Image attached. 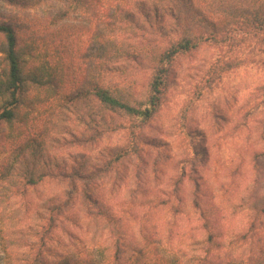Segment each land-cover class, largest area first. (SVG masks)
<instances>
[{
	"label": "rangeland",
	"instance_id": "obj_1",
	"mask_svg": "<svg viewBox=\"0 0 264 264\" xmlns=\"http://www.w3.org/2000/svg\"><path fill=\"white\" fill-rule=\"evenodd\" d=\"M137 1L59 0L65 7L55 20L64 22L65 46L79 52L87 74L71 91L44 93L27 106L25 121L14 126L28 139L22 145L15 141L16 133L0 123V178L29 140L41 145V162L56 176L26 193L0 189L6 194L0 198L3 258L28 252V243L4 247L2 241L32 240V230L41 224L37 213H43L47 202L66 203L63 219L74 234L62 235L68 253H83L96 242L110 244V231L99 229L89 217L96 200L120 220L135 244L151 238L166 248L186 244V236L198 234L195 194L209 206L225 238L244 226L247 206L264 204V47L252 31L238 35L233 48L229 40L208 41L176 57L161 105L147 122L111 112L92 95L99 84L119 88L137 106L148 100L158 68L153 57L168 49L177 35L168 26L171 22L164 38L136 31L121 15H129L126 11L134 10ZM34 2L0 0V18L26 19L34 14ZM137 17L146 26L145 19ZM110 44L126 57L114 60ZM80 93L90 94L72 102ZM123 147L139 155L119 162L109 158L114 166L106 171L108 154ZM77 174L80 177H71Z\"/></svg>",
	"mask_w": 264,
	"mask_h": 264
},
{
	"label": "trees",
	"instance_id": "obj_2",
	"mask_svg": "<svg viewBox=\"0 0 264 264\" xmlns=\"http://www.w3.org/2000/svg\"><path fill=\"white\" fill-rule=\"evenodd\" d=\"M133 5L137 11H126L129 12L126 17L124 11V14L119 15L125 20H131L136 31H151L164 38L169 36L166 25L171 22L168 26L177 35V39L168 49L153 57L158 61V68L151 81L145 104H133L122 90L111 86L94 85L92 95L107 110L124 112L141 122L149 121L156 114L161 105L169 67L179 55L196 50L208 41L229 43V40V45L233 48L238 45L235 41L238 35H247L251 31V35L264 47V0H140ZM137 14L145 19L146 26L140 23ZM0 32L11 37L9 27H0ZM143 33L140 38L145 41ZM109 47L108 53L112 54L114 60L118 59L122 49L112 44ZM121 57L126 56L122 54ZM128 57L135 58L131 54ZM0 70V76H13L12 62L9 61L7 68L0 66ZM6 91L7 89L0 85V95ZM89 94L80 93V97H74L72 102ZM12 97L11 101L3 105L4 110L0 111V123L13 130L16 133L15 141L22 145L24 140L28 139H24L22 131H15L14 126L23 123L25 119L23 116L17 118L16 109L13 108V104L19 106L15 92ZM40 148L41 145L37 144V141L30 140L25 146H20L14 163L8 165V168L4 166L0 178V184L9 186H1L0 189L3 187L2 190L5 189L9 194L18 191L26 193L29 188L35 189L48 179L56 178L54 173L45 170L44 166H48L45 163L43 166L41 162L44 155L41 154ZM131 155L137 156L139 152L127 147L113 151L108 154V163L104 169L107 171L114 166L109 158L119 162ZM71 177L78 178L80 174ZM2 192L1 199L6 197ZM84 197L93 201L89 194ZM193 197V207L198 215V234L186 236L189 242L181 243L175 248H172L171 244L166 248L162 242H154L151 238L144 244H135L120 226V220L112 215L102 202L96 200L95 210H90L89 217H93L99 229L110 231L111 242L108 246L96 242L91 249L83 253H68V245L62 240L63 234H68L71 238L74 236L65 226L63 219L66 203L61 200L56 203L47 202L43 206V213H37L41 224L32 230V240L24 242L22 237H16L2 241L4 247L23 246L28 243V252H12L4 258L0 256V264H264V204L258 202L247 206L248 214L244 226L225 238L215 220L210 217L209 206L206 204L207 210L200 201L199 194ZM73 221L77 225L78 221ZM17 233L16 231L15 234Z\"/></svg>",
	"mask_w": 264,
	"mask_h": 264
},
{
	"label": "clouds",
	"instance_id": "obj_3",
	"mask_svg": "<svg viewBox=\"0 0 264 264\" xmlns=\"http://www.w3.org/2000/svg\"><path fill=\"white\" fill-rule=\"evenodd\" d=\"M64 7L59 0H35L32 16L23 20L0 18V27L11 29V37L0 32V66L7 68L11 61L13 68V76H0V85L7 89L0 95V111L15 92L19 106L13 104V108L20 118L37 96L62 95L87 74L79 52L65 46L61 34L64 22L55 20Z\"/></svg>",
	"mask_w": 264,
	"mask_h": 264
}]
</instances>
